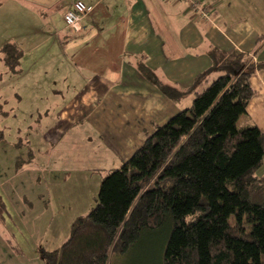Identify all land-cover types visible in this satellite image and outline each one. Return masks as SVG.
Returning a JSON list of instances; mask_svg holds the SVG:
<instances>
[{
    "label": "trees",
    "instance_id": "1",
    "mask_svg": "<svg viewBox=\"0 0 264 264\" xmlns=\"http://www.w3.org/2000/svg\"><path fill=\"white\" fill-rule=\"evenodd\" d=\"M0 56L3 70L19 74L16 45H3ZM259 69L264 63L242 54L213 53L190 90L218 76L100 180L95 206L72 222L62 246L41 252L45 264H109L111 253L125 255L143 232L158 230H165L160 264H264V175H256L264 132L237 125ZM138 72L157 84L143 65ZM5 213L0 196V224Z\"/></svg>",
    "mask_w": 264,
    "mask_h": 264
},
{
    "label": "crops",
    "instance_id": "2",
    "mask_svg": "<svg viewBox=\"0 0 264 264\" xmlns=\"http://www.w3.org/2000/svg\"><path fill=\"white\" fill-rule=\"evenodd\" d=\"M15 1L7 0L8 7ZM20 1L26 19L37 17L46 23L54 44L58 43L60 52L71 61L73 73L84 76L83 86L76 91V84V94L66 100L61 113L75 115L83 108V117L89 118L101 111L97 127L107 133L105 127L111 126L108 133L115 137L110 144L116 143L121 150H136L155 125H164L190 107L195 93L218 76L211 73L190 90L210 69L213 53H239L252 64L264 63V0H202L212 9L209 20H200L179 0ZM74 1L92 6L76 33L63 23V15ZM139 65L151 72L157 84L138 72ZM159 84L179 96H166ZM250 85L253 96L240 127L254 125L264 132V69L250 77ZM57 91L60 94L59 88ZM256 175H264V158ZM24 214L11 217L6 208L2 224L7 225V236L15 240L7 244L20 255L23 242L20 245L16 235L27 227ZM19 218L23 223L16 224Z\"/></svg>",
    "mask_w": 264,
    "mask_h": 264
},
{
    "label": "rangeland",
    "instance_id": "3",
    "mask_svg": "<svg viewBox=\"0 0 264 264\" xmlns=\"http://www.w3.org/2000/svg\"><path fill=\"white\" fill-rule=\"evenodd\" d=\"M22 7L0 0V49L10 43L22 52L17 75L3 70L0 60V194L10 216L25 213L27 230L16 235L23 242L20 255L7 244L15 243L7 225L0 224V263L45 264L41 252L66 242L72 222L95 206L100 180L135 149L110 144L115 135L108 133L111 126L107 133L99 129L101 111L89 118L83 108L63 114L84 76L73 73L46 23L27 20ZM164 240L165 230L143 232L125 255L111 253L109 264H160Z\"/></svg>",
    "mask_w": 264,
    "mask_h": 264
},
{
    "label": "built area",
    "instance_id": "4",
    "mask_svg": "<svg viewBox=\"0 0 264 264\" xmlns=\"http://www.w3.org/2000/svg\"><path fill=\"white\" fill-rule=\"evenodd\" d=\"M188 9L200 20H209L212 9L203 4L202 0H184ZM92 11V6H87L81 1H74L69 10L63 15L64 26L70 32L76 33L80 30V23L84 16Z\"/></svg>",
    "mask_w": 264,
    "mask_h": 264
}]
</instances>
